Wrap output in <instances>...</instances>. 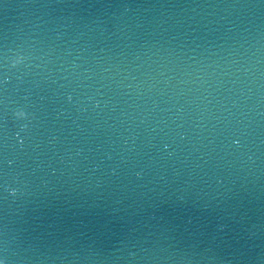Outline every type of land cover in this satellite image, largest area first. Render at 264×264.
I'll return each instance as SVG.
<instances>
[{"label":"water","instance_id":"water-1","mask_svg":"<svg viewBox=\"0 0 264 264\" xmlns=\"http://www.w3.org/2000/svg\"><path fill=\"white\" fill-rule=\"evenodd\" d=\"M0 264H264V0H0Z\"/></svg>","mask_w":264,"mask_h":264}]
</instances>
